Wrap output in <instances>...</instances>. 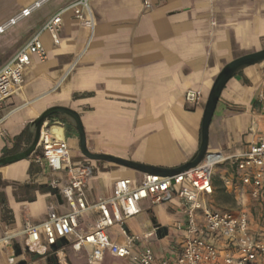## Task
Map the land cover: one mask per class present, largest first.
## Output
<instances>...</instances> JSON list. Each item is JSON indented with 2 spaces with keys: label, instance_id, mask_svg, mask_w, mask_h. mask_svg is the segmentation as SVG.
<instances>
[{
  "label": "crops",
  "instance_id": "crops-1",
  "mask_svg": "<svg viewBox=\"0 0 264 264\" xmlns=\"http://www.w3.org/2000/svg\"><path fill=\"white\" fill-rule=\"evenodd\" d=\"M33 1L25 0L0 15V23ZM70 1L45 0L1 33L0 66ZM149 2L145 8L143 0H89L91 15L85 12L82 20L72 10L61 14L58 43L48 32L41 34L47 57L41 60L33 55L20 91L0 102V116H4L0 156L15 144L21 150L31 142L30 122L43 110L65 105L80 113L91 151L165 167L191 158L199 145L203 107L214 77L227 61L264 46V0ZM189 89L201 93L195 104L185 100ZM263 114L264 60L238 71L225 84L209 124L208 151L226 157L246 149L264 127ZM46 120L63 124L73 163L93 166L87 181L90 200L110 196L118 178L127 177L133 183L142 179L143 172L85 157L67 116L56 113ZM20 134V140H15ZM31 164L34 169L29 172ZM36 166L34 154L0 166V178L7 182L0 190L10 209V219H4L0 204V231L5 225L20 228L26 217L42 221L49 202H55L58 211H67L61 196L58 199L50 192L63 185L65 173L52 172L46 163L40 169ZM232 169L229 163L216 167L213 193L203 200L220 210L247 208L251 229H258L264 222V203L253 199L238 181L224 184ZM24 183H44L49 189H33L32 199H19L15 192ZM140 206L141 212L147 210L150 215L149 228L143 229L134 215L123 221V230L121 223L110 228V237L122 239L125 231L137 236V247L158 239L163 249L154 252L171 255L182 235L174 226L184 220L180 204L176 199L158 204L143 200ZM93 216L83 218L84 228L93 223ZM214 241L222 253L230 252L220 238ZM65 255L69 264H87L85 250L67 248ZM107 256L111 257L107 264H139L133 255L118 258L109 253L98 264Z\"/></svg>",
  "mask_w": 264,
  "mask_h": 264
},
{
  "label": "built area",
  "instance_id": "built-area-1",
  "mask_svg": "<svg viewBox=\"0 0 264 264\" xmlns=\"http://www.w3.org/2000/svg\"><path fill=\"white\" fill-rule=\"evenodd\" d=\"M44 1L34 0L2 21L0 34L29 16ZM143 3L145 8L151 5L149 0ZM66 10H72L80 20L85 12L91 15L89 0H71L49 16L0 66V102L20 91L24 70L33 55L41 60L47 57L41 34L48 32L54 43L59 42L61 14ZM200 96L197 89L185 92V100L193 104ZM3 119L4 116H0V122ZM55 122L60 121L44 122L33 154L39 165L46 163L52 172L65 173L59 193L67 211L60 212L55 202H49L42 221L33 222L26 217L18 229L5 225L0 231V250L12 251L7 256V264H17L20 260L28 264L32 262L31 256L38 252L45 255L33 261L34 264H43L45 257L51 254L59 264H69L65 255L67 248L76 252L85 250L87 264H98L106 253L118 258L133 255L139 264H264V222L258 229H251L247 208L220 210L203 200L213 193L216 167L229 163L233 169L224 178V184L234 185L238 181L253 199L264 203V127L257 138L237 154L224 157L220 152L207 151L194 167L167 176L143 173L138 183L121 177L114 181L110 196L90 200L87 181L93 174V166L89 162L71 161L63 124L60 122L62 134H59L52 129ZM173 199L180 204L184 220L175 222L176 230L182 235L171 255H157L146 245L137 247V236L125 231L122 239L110 237V228L141 212V201L158 204ZM88 215H94V221L84 228L83 218ZM214 238L224 241L231 248L230 252L222 253ZM14 245L21 248L20 254L15 253ZM53 245L57 248L53 249Z\"/></svg>",
  "mask_w": 264,
  "mask_h": 264
},
{
  "label": "water",
  "instance_id": "water-1",
  "mask_svg": "<svg viewBox=\"0 0 264 264\" xmlns=\"http://www.w3.org/2000/svg\"><path fill=\"white\" fill-rule=\"evenodd\" d=\"M264 60V46L260 49L253 50L250 52H246L243 54H240L231 60L227 61L218 71L216 76L213 79V82L211 84V87L208 91L203 112H202V118H201V125H200V141L199 145L195 151V153L189 158L187 161H185L182 164H179L177 166L172 167H165V166H158V165H152V164H145L138 161H134L131 159H127L124 157L116 156L109 153L104 152H94L91 151L87 147L86 142V135L83 127V123L81 120L80 113L65 105H53L45 110H43L37 117H35L31 122L30 125L32 126L33 130V136L31 142L24 147L21 150H18L16 152L4 154L0 156V166L6 165L21 159H26L29 156L33 154V152L36 150L41 128L46 121L47 117L51 114L60 113L65 116H67L74 128L77 130L78 133V139H79V147L81 153L87 157L90 160H105L109 162H113L118 165H122L128 168H132L134 170L143 172V173H155L162 176L172 175L175 173H178L180 171L189 169L191 167H194L197 165L206 155L208 151V141H209V124L213 115V112L215 110L217 101L219 99V96L221 94V91L223 90L225 84L227 81L234 76L238 71L242 70L243 68L263 61ZM50 192L53 193L58 199L60 198V193L57 187H52L50 189ZM122 227H126L125 223L122 222ZM164 232L167 231L166 227H163ZM159 231V227H158ZM15 246V253L18 255L21 253V248L17 245ZM53 249H56L57 246L53 245ZM30 247L26 246V250L30 251ZM45 255L44 252H38L31 256L32 262H29L28 264H34L33 261L42 258ZM45 260L47 263L43 264H59L56 256L54 254L48 255L45 257ZM17 264H25V260H20Z\"/></svg>",
  "mask_w": 264,
  "mask_h": 264
},
{
  "label": "rangeland",
  "instance_id": "rangeland-1",
  "mask_svg": "<svg viewBox=\"0 0 264 264\" xmlns=\"http://www.w3.org/2000/svg\"><path fill=\"white\" fill-rule=\"evenodd\" d=\"M23 1L25 0H0V15H3L6 11H8L9 9L13 8V7H17L20 3H22ZM8 55V54H6ZM3 58V57H1ZM0 58V59H1ZM1 63V61H0ZM90 160V159H89ZM24 212L26 211L25 209H23ZM147 216H149L150 218V215L148 213L147 210L139 213L138 215H136L134 217V220L143 228H149V221L147 219ZM148 245L153 249L155 250L156 252H161L163 247H162V244H161V241L160 240H156V239H153V240H149L148 242ZM12 251L10 249H7V250H0V264H6V259H7V256L9 254H11ZM73 257V256H71ZM111 257L107 256L104 261H103V264H107L108 261L110 260ZM82 261H84L85 259L84 258H81Z\"/></svg>",
  "mask_w": 264,
  "mask_h": 264
},
{
  "label": "trees",
  "instance_id": "trees-1",
  "mask_svg": "<svg viewBox=\"0 0 264 264\" xmlns=\"http://www.w3.org/2000/svg\"><path fill=\"white\" fill-rule=\"evenodd\" d=\"M22 137V134L18 135L15 137V140H20V138ZM19 149V146L18 145H14L11 149H5L4 152L5 153H11V152H14V151H17ZM38 152V151H36ZM34 163H36V168L37 169H40V165L34 161ZM33 167H32V164L31 166L29 167V172H32L33 171ZM7 184L6 181H3L1 180L0 178V186H3ZM33 189H38L40 191H45L47 189H49V185L48 184H35V183H24V184H21V185H18L17 186V191L15 192V195L17 196V198L19 199H32L33 198V194L31 193V191ZM0 204H1V208H2V214H3V218L4 219H10V217H8V211L10 210L7 205H6V198H5V195H4V192L0 190Z\"/></svg>",
  "mask_w": 264,
  "mask_h": 264
},
{
  "label": "bare ground",
  "instance_id": "bare-ground-1",
  "mask_svg": "<svg viewBox=\"0 0 264 264\" xmlns=\"http://www.w3.org/2000/svg\"><path fill=\"white\" fill-rule=\"evenodd\" d=\"M52 129L54 132H57L59 134H62V124L59 122H55L52 124Z\"/></svg>",
  "mask_w": 264,
  "mask_h": 264
},
{
  "label": "flooded vegetation",
  "instance_id": "flooded-vegetation-1",
  "mask_svg": "<svg viewBox=\"0 0 264 264\" xmlns=\"http://www.w3.org/2000/svg\"><path fill=\"white\" fill-rule=\"evenodd\" d=\"M44 263H47L46 260L44 261Z\"/></svg>",
  "mask_w": 264,
  "mask_h": 264
}]
</instances>
